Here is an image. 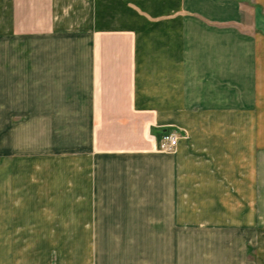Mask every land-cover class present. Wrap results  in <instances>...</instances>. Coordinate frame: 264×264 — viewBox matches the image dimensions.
Segmentation results:
<instances>
[{"label": "crops", "instance_id": "1", "mask_svg": "<svg viewBox=\"0 0 264 264\" xmlns=\"http://www.w3.org/2000/svg\"><path fill=\"white\" fill-rule=\"evenodd\" d=\"M263 27L264 0H0V264L22 251L57 264L67 236L88 264H264L252 239L253 258L247 240L211 241L204 254L178 243L205 221L214 235L264 236ZM180 130L173 152H152ZM241 140L254 159L249 197ZM190 155L218 157L201 165L202 190L213 199L219 188L224 211H178L179 158ZM221 194L250 210H226ZM147 196L154 211L124 210Z\"/></svg>", "mask_w": 264, "mask_h": 264}, {"label": "rangeland", "instance_id": "2", "mask_svg": "<svg viewBox=\"0 0 264 264\" xmlns=\"http://www.w3.org/2000/svg\"><path fill=\"white\" fill-rule=\"evenodd\" d=\"M264 30V27H263ZM258 32H261L260 30ZM262 50H264V46L262 47ZM259 51H261L259 49ZM260 76V75H259ZM260 79V77H259ZM258 90H260V86L258 87ZM258 99H259V103H261L262 100H264V92H258ZM264 102V101H263ZM260 105V104H259ZM257 134H258V140H257V150H258V173H257V182H258V194H257V204L255 203V198L251 197L252 199V210H256L255 209V204L257 206V211L259 213H261V217H264V106H259L257 108ZM244 120V118H243ZM249 125L246 123H242L241 125V130L242 131H246L248 129ZM247 128V129H246ZM181 134L179 135V139L182 137H187V133L185 130H180ZM249 132V131H248ZM157 138V136L155 137ZM247 140V139H246ZM246 140H241L240 144H241V153L239 155V157L237 158V160H241V166H239L238 168L241 169L240 174H237V178L239 177V180L243 179L244 184L242 183V185H246V187H242L241 189H239L240 193L243 196H250L249 190L251 188L250 184L254 183L255 180V173H254V166L252 167V163L254 162V159L252 158L251 162H250V156L248 155V148L246 147L245 149V144L249 143L250 141H246ZM202 147H197V148H193L194 150V154H199V153H207L205 152L207 149L205 148V151L202 150ZM244 150H247V152H244ZM153 153H160V154H164L166 152H162L158 149L156 150H152ZM210 153V152H209ZM167 154V153H166ZM187 154V153H186ZM190 154V153H189ZM218 157L216 155H202V156H186L185 158L181 157V159L179 158V173H178V211H185V212H201L203 210L205 211H210V208H212L213 210H217V211H224L222 208V205H215L213 200L215 197H218L219 193L218 191L220 190L217 187H214L213 190L211 191L213 195H215L213 197V199H211L206 193L202 190L203 186H205V181L202 183V177H203V173H202V166L204 165L203 163H206V159H214L216 160ZM223 158V157H222ZM189 160V161H188ZM204 161V162H203ZM239 163V161H238ZM203 164V165H202ZM202 165V166H201ZM228 165H230L227 169H226V175L225 177L229 176V178H231L233 176V165L231 163H228ZM193 167V169L190 168V170H185L186 167ZM250 167L252 168V172L250 170ZM195 168H197L198 170H194ZM223 172V170H221ZM193 172V173H192ZM195 172V173H194ZM229 172V173H228ZM221 173V172H220ZM224 173V172H223ZM223 173L222 176H223ZM206 176H204L205 178ZM235 178L233 177L232 181H234ZM236 181V182H239ZM252 180V181H251ZM217 182V181H216ZM241 186V185H240ZM146 192H149L148 189H145ZM242 190V191H241ZM253 194V193H251ZM220 199L224 198L227 200L226 203V210H230V211H237V210H250V205L248 204H243V203H239L238 200L233 199L231 196H225V195H219ZM219 198V197H218ZM232 202L230 204H228V200H231ZM223 201V199H222ZM214 205H213V204ZM228 204V205H227ZM82 206V205H81ZM125 209L124 210H129V211H154V207L155 204H153V199L152 197L149 198L148 196L146 197L145 202L143 203H136L135 205H131V204H125L123 206ZM73 205H66V209L67 210H73ZM197 222V221H195ZM199 222H204V221H199ZM206 222V221H205ZM204 222V223H205ZM202 223L200 226H198V223L193 225L194 227V234H192L191 236L189 234L186 235H179V239H178V243L179 246L182 245L181 247H179V249H185L184 246L186 243H188V247H193L194 249L197 250L198 254H204L203 249L204 247H207L208 244H210L211 241H214L215 243L217 241H219L222 238H225L227 240V242L234 243V244H240L243 243V245H245L246 240L248 242L247 245V249L249 251V255L253 258L255 255V249L252 246L251 242L248 241L250 239H252V243L253 245L255 243H257L258 245V249H261L262 251L259 252V254L264 255V236H260V237H250L247 235H244V233L239 234V232H227V234L225 236H220L219 233H216L215 235L212 233L211 230H209V228L206 226V224ZM223 235V233H220ZM67 243H66V249L65 251H62L59 254V261L57 264H88V249H82V246L80 247L79 245H77V243L74 241L76 239V237L73 236H67ZM260 246V247H259ZM207 249V248H206ZM18 253V258H17V263L18 264H28V260L29 259V255L30 253H27L25 251H22L21 253ZM4 255V253H3ZM34 257L31 258L35 261H41V254L39 253H34L33 255ZM53 256V255H52ZM47 259V257H43V260ZM51 260L56 261V255H54V258L52 257Z\"/></svg>", "mask_w": 264, "mask_h": 264}, {"label": "built area", "instance_id": "3", "mask_svg": "<svg viewBox=\"0 0 264 264\" xmlns=\"http://www.w3.org/2000/svg\"><path fill=\"white\" fill-rule=\"evenodd\" d=\"M179 135L176 131L164 133L161 135L158 142V150L166 153L173 152L178 144Z\"/></svg>", "mask_w": 264, "mask_h": 264}]
</instances>
